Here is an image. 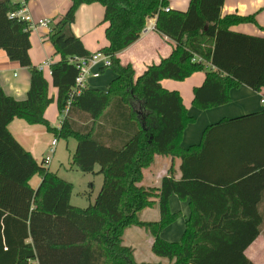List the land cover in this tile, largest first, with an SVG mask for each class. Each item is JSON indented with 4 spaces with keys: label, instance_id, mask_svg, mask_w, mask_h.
Wrapping results in <instances>:
<instances>
[{
    "label": "trees",
    "instance_id": "16d2710c",
    "mask_svg": "<svg viewBox=\"0 0 264 264\" xmlns=\"http://www.w3.org/2000/svg\"><path fill=\"white\" fill-rule=\"evenodd\" d=\"M27 1L0 0V49L30 73L23 100L0 87V264H254L244 251L258 235L264 236V203L258 197L249 201L252 214H245L242 202L233 208L230 203L204 201L201 188L218 179L202 160L211 130L264 114V109L221 118L204 128L198 143L184 147L183 131L195 117L188 114L179 91L161 84L163 79L184 80L203 71L191 101L202 110L228 103L231 88H264V38L229 29L253 22V15L221 16L224 0H189L186 10L168 7L167 0H71L43 35L59 55L49 64L63 116L57 129L45 117L53 101L47 79L29 56L31 24L16 15ZM91 2L104 7L107 45L98 51L109 55L108 67L116 75L105 90L85 86L76 92L79 68L71 59L92 52L71 25L77 7ZM151 17L155 29L175 46L135 79L131 64H122L118 53L138 39ZM14 118L45 125L57 139L75 141L70 166L102 175L93 202L85 207L71 203L73 184L19 143L8 129ZM156 155L169 156L172 162L157 183L146 185L143 170ZM175 159L180 160L178 168ZM258 165L239 178L238 185L252 180L258 184L256 191H263L264 163ZM33 176L40 177L36 187L30 183ZM171 194L189 204L178 241L160 235L181 215L170 209ZM148 207L158 209L157 219L140 218ZM133 225L149 233L150 250L159 259H135L134 247L123 241L124 230Z\"/></svg>",
    "mask_w": 264,
    "mask_h": 264
},
{
    "label": "crops",
    "instance_id": "0c3cea01",
    "mask_svg": "<svg viewBox=\"0 0 264 264\" xmlns=\"http://www.w3.org/2000/svg\"><path fill=\"white\" fill-rule=\"evenodd\" d=\"M71 3V0H28L24 7L19 10L17 16H28V22L31 24L29 56L34 65L39 66L46 60H49L50 63L55 62L59 59V55L55 53L50 41L43 37L50 30V27L32 26V24L40 19L55 22L68 10ZM188 4L189 0H167L168 7L172 9L186 10ZM103 14L104 7L99 2L83 3L75 11V18L71 25L72 32L90 52L98 51L107 45L106 23L102 22ZM234 14L240 16L253 15L254 21L231 25L230 30L264 38V0H224L221 16ZM174 46L173 40L155 29V18L151 17L147 19L145 28L138 39L120 51L118 57L122 64H131L136 79L147 66L159 63L161 59L169 56ZM100 67L97 65L91 68V72L98 71L99 76H88L86 87L105 90L109 82L115 77L116 74L110 67L103 69ZM42 74L47 79L49 95L53 96V101L45 110V117L51 126H56L58 123L55 125L50 121V117L53 118L52 114L59 113L56 105L57 90L51 85L50 67H44ZM203 79L204 72L198 71L184 80L163 79L161 81L163 87L179 91L188 114L195 117L194 122L189 123L183 131L181 145L184 147L198 143L204 128L221 118H235L264 109V103L261 101L264 99V88L257 91L246 85L231 88V100L228 103L203 110L198 109L191 103L192 88L200 85ZM29 85L30 73L28 69L22 67L17 61L10 60L5 51L0 49V87L2 90L17 100H23ZM8 129L19 143L32 154L35 160L39 161L48 151L52 134L45 125L29 124L24 119L14 118L9 122ZM204 157L202 165L207 172L214 173L218 179L216 183H205V186L201 188V192L206 194L204 201L220 204L230 203L233 208L242 202L245 214H252L247 206L249 201H257L258 197V202L264 203V190L260 193L257 192V183L252 180H243L242 184L238 185L239 178L244 177L248 171L257 170L261 167L258 164L264 163V114L248 117L211 130L208 150ZM171 162L169 156L156 155L151 166L143 170L142 182L146 185L157 183L159 178L166 173ZM174 164L178 168L180 160L175 159ZM98 168L95 166V170ZM52 171L59 172L58 169ZM149 174H151V179L147 178ZM93 175H95L94 177L99 176V174ZM177 176H179V172ZM39 182L40 177L38 176H33L30 180L33 187H36ZM91 187V202H93L100 187L96 188L94 183H91ZM169 206L171 211H180L181 215L166 226L160 235L165 240L178 241L184 231L185 220L189 215L188 200H180L175 194H171ZM158 216L159 212L154 218L157 219ZM130 234L146 237L148 252H151L152 239L144 228L134 225L124 231V243L132 245L136 253L138 251L137 244L130 240ZM244 252L254 264H264V236L258 235Z\"/></svg>",
    "mask_w": 264,
    "mask_h": 264
},
{
    "label": "rangeland",
    "instance_id": "374dc122",
    "mask_svg": "<svg viewBox=\"0 0 264 264\" xmlns=\"http://www.w3.org/2000/svg\"><path fill=\"white\" fill-rule=\"evenodd\" d=\"M53 118L50 117L51 123L55 125L60 121V114H52ZM49 134V133H48ZM54 135L52 136V138ZM50 138V137H49ZM75 141L73 139L65 140L62 138L57 139L56 150L51 158L48 168L50 170L58 169V175L73 184V192L71 197V203L80 207H85L91 203V183H94L96 188L100 187L102 183V176L99 174L98 177L91 173H84L78 169L71 168V156L75 150ZM49 154L48 151L42 156V158ZM41 158V159H42ZM40 159V160H41ZM147 178L151 179V174L147 175ZM158 209L156 207H148L140 213V218L143 220H152L157 217ZM134 226V225H133ZM131 227V226H129ZM128 228V227H127ZM125 231V230H124ZM145 232H147L145 230ZM124 235V233H123ZM130 240L137 244L136 253L134 251V257L137 261L141 260H157L158 257L152 252H148V244L145 242L146 237L135 234L129 235ZM124 239V238H123ZM150 253V254H149Z\"/></svg>",
    "mask_w": 264,
    "mask_h": 264
},
{
    "label": "built area",
    "instance_id": "2783aa9c",
    "mask_svg": "<svg viewBox=\"0 0 264 264\" xmlns=\"http://www.w3.org/2000/svg\"><path fill=\"white\" fill-rule=\"evenodd\" d=\"M23 1V0H21ZM167 9V8H166ZM19 14V11L16 13V15ZM22 19L29 20L28 16H21ZM48 26L50 27L51 22L48 19H40L35 24H32V26ZM71 62L75 63L77 67L79 68L78 75L75 78V91L79 92L81 88L86 86V78L88 76L97 77L99 76V72H91V68L97 65H100L101 67H108L110 65V58L109 55L101 52V51H95L92 52L90 55L85 57H75L71 59ZM50 61L46 60L43 63H41L37 68L42 71V69L46 66H49ZM261 101L264 103V99H261ZM62 115L60 118V121L55 126L57 129L60 128V124L62 121ZM57 145V138H52L50 145H49V154L44 156V164L47 165L51 157L55 151V147Z\"/></svg>",
    "mask_w": 264,
    "mask_h": 264
}]
</instances>
